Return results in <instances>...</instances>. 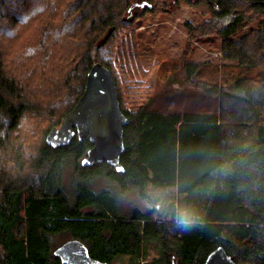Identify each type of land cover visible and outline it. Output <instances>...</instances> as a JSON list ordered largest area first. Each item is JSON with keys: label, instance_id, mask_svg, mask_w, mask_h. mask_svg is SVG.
Listing matches in <instances>:
<instances>
[{"label": "trees", "instance_id": "trees-1", "mask_svg": "<svg viewBox=\"0 0 264 264\" xmlns=\"http://www.w3.org/2000/svg\"><path fill=\"white\" fill-rule=\"evenodd\" d=\"M181 1L206 5L210 18L186 23L188 34L218 36L227 76L202 79L190 44L179 58L139 63L131 5L156 17ZM96 62L128 118L122 171L82 166L87 138L45 142ZM98 176L109 184L96 192ZM110 184L143 198L149 184L172 187L196 223L125 214ZM59 234L108 264L148 236H160L166 264H203L218 245L237 264H264V0H0V264H63Z\"/></svg>", "mask_w": 264, "mask_h": 264}, {"label": "rangeland", "instance_id": "rangeland-1", "mask_svg": "<svg viewBox=\"0 0 264 264\" xmlns=\"http://www.w3.org/2000/svg\"><path fill=\"white\" fill-rule=\"evenodd\" d=\"M132 9V8H131ZM141 6L133 7L131 15L135 18L134 31L137 41L139 63L145 68L155 64L159 59L179 58L190 44V57L202 63L199 74L202 79L211 81L214 77H224L222 68L229 63L219 47V38L215 34L199 35L191 38L186 23L200 24L210 18L206 5H190L181 1L178 6L167 13L158 16L141 15ZM215 24L216 20H211ZM204 73V75L202 74ZM227 76V74H226ZM73 163L63 171L62 183L67 191L72 190ZM104 176L91 180L90 185L96 192L107 188L108 182ZM116 203L123 213L127 214L135 209L142 211L152 208L153 219L177 220L179 213L185 209L183 196L173 192L172 187L163 189L147 185L146 193L150 202L145 201L134 189L123 192L110 184ZM150 203V204H149ZM95 206L88 208L92 209ZM71 238L67 234H59L54 238L55 246ZM111 264H166L160 236H148L143 239L142 250L138 254H119Z\"/></svg>", "mask_w": 264, "mask_h": 264}, {"label": "water", "instance_id": "water-1", "mask_svg": "<svg viewBox=\"0 0 264 264\" xmlns=\"http://www.w3.org/2000/svg\"><path fill=\"white\" fill-rule=\"evenodd\" d=\"M139 4H144V1ZM127 123L128 118L121 111L111 71L96 62L86 74L84 89L77 102L49 129L45 142L55 148L67 145L75 134L80 141L87 138L92 145L80 160L82 166L105 161L116 171H122L119 160L124 150L123 130ZM53 254L63 264H108L91 257L86 245L74 237L55 247ZM170 264H177L175 256L171 257ZM203 264L237 263L218 245L208 253Z\"/></svg>", "mask_w": 264, "mask_h": 264}, {"label": "clouds", "instance_id": "clouds-1", "mask_svg": "<svg viewBox=\"0 0 264 264\" xmlns=\"http://www.w3.org/2000/svg\"><path fill=\"white\" fill-rule=\"evenodd\" d=\"M177 223L183 225L185 228H189L196 223L195 213L187 209L179 213Z\"/></svg>", "mask_w": 264, "mask_h": 264}, {"label": "flooded vegetation", "instance_id": "flooded-vegetation-1", "mask_svg": "<svg viewBox=\"0 0 264 264\" xmlns=\"http://www.w3.org/2000/svg\"><path fill=\"white\" fill-rule=\"evenodd\" d=\"M120 191H123V192H125V191H127V189L120 190ZM142 198H143V197H142ZM143 199H145V201H147V202H150V200H149V198H148V197H145V198H143ZM115 203H116V201H115ZM116 204H117V203H116ZM149 204H150V203H149ZM134 207H135V206H133V207H132V210L134 209ZM151 209H152V208H148V209H146V210H148V211H149V210H151Z\"/></svg>", "mask_w": 264, "mask_h": 264}]
</instances>
